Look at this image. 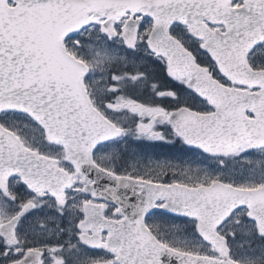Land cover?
I'll list each match as a JSON object with an SVG mask.
<instances>
[{
  "label": "snow or ice",
  "instance_id": "6c2138e0",
  "mask_svg": "<svg viewBox=\"0 0 264 264\" xmlns=\"http://www.w3.org/2000/svg\"><path fill=\"white\" fill-rule=\"evenodd\" d=\"M0 264H264V0H0Z\"/></svg>",
  "mask_w": 264,
  "mask_h": 264
}]
</instances>
